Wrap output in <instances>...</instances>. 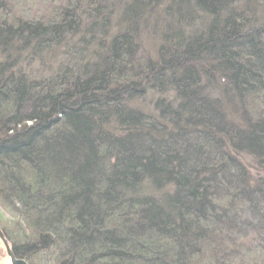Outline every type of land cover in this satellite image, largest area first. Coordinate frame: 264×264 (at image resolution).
I'll return each mask as SVG.
<instances>
[{"label":"trees","instance_id":"trees-1","mask_svg":"<svg viewBox=\"0 0 264 264\" xmlns=\"http://www.w3.org/2000/svg\"><path fill=\"white\" fill-rule=\"evenodd\" d=\"M0 205L28 264H264V0H0Z\"/></svg>","mask_w":264,"mask_h":264},{"label":"rangeland","instance_id":"rangeland-1","mask_svg":"<svg viewBox=\"0 0 264 264\" xmlns=\"http://www.w3.org/2000/svg\"><path fill=\"white\" fill-rule=\"evenodd\" d=\"M30 8H35L34 6H29ZM28 7V8H29ZM34 10V9H33ZM200 22V21H199ZM199 22H195L199 25ZM152 40L149 38V43H151ZM135 103H137L136 105L140 106V101L138 102L137 100L134 101ZM144 106V104H143ZM254 169L252 168L251 171H253ZM10 215L8 213V211H6L5 209H3L0 205V229L1 231L3 232V225L5 224V220L8 219L10 220ZM5 235V234H4ZM0 264H10L9 262V258L7 257L6 255V252H5V248L0 240Z\"/></svg>","mask_w":264,"mask_h":264},{"label":"water","instance_id":"water-1","mask_svg":"<svg viewBox=\"0 0 264 264\" xmlns=\"http://www.w3.org/2000/svg\"><path fill=\"white\" fill-rule=\"evenodd\" d=\"M0 240L5 248V252L7 257L9 258L10 264H28V262L25 259L19 258L14 254L8 239L1 231V229H0Z\"/></svg>","mask_w":264,"mask_h":264}]
</instances>
